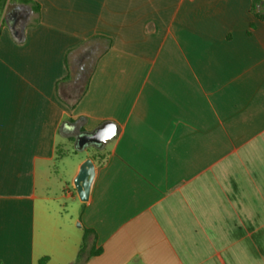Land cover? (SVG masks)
<instances>
[{
	"label": "crops",
	"instance_id": "0c3cea01",
	"mask_svg": "<svg viewBox=\"0 0 264 264\" xmlns=\"http://www.w3.org/2000/svg\"><path fill=\"white\" fill-rule=\"evenodd\" d=\"M252 5L7 0L0 264H264V20ZM90 61L67 102L71 64ZM108 123L118 134L97 148L107 160L94 161L89 201L74 187L89 153L54 194L60 138L77 145Z\"/></svg>",
	"mask_w": 264,
	"mask_h": 264
},
{
	"label": "rangeland",
	"instance_id": "374dc122",
	"mask_svg": "<svg viewBox=\"0 0 264 264\" xmlns=\"http://www.w3.org/2000/svg\"><path fill=\"white\" fill-rule=\"evenodd\" d=\"M88 65L89 67L88 69H86L85 67H80L79 62L71 64V78L69 80V84L71 85L62 92V96L67 102H74L75 98H72V95H77V92L73 90L81 88L82 85L86 83L87 74L91 70L93 61H90ZM112 142L113 140L108 142V144H106L105 146H107L108 148ZM60 144L61 155L68 154V157L60 159L56 165V168L54 169L57 172L58 180H54L52 187L53 193H57L58 196H61L63 194V186L67 181H70L69 173H72L75 170L79 160L87 156L88 153L92 154V152L96 150V147L92 145L85 148V150L79 149L74 144H67V142L63 141L62 138H60ZM54 206L57 210L61 212L67 211L70 215H76L77 213L75 207L77 205H73V201H67L66 199H62L61 197H59V200Z\"/></svg>",
	"mask_w": 264,
	"mask_h": 264
},
{
	"label": "water",
	"instance_id": "95a60500",
	"mask_svg": "<svg viewBox=\"0 0 264 264\" xmlns=\"http://www.w3.org/2000/svg\"><path fill=\"white\" fill-rule=\"evenodd\" d=\"M118 134L117 126L108 123L90 134H82L77 138V148L85 149L92 145L101 148L114 140ZM96 175V165L92 158H88L81 165L77 176L74 179V187L78 197L83 203H87L90 199L93 181Z\"/></svg>",
	"mask_w": 264,
	"mask_h": 264
},
{
	"label": "trees",
	"instance_id": "16d2710c",
	"mask_svg": "<svg viewBox=\"0 0 264 264\" xmlns=\"http://www.w3.org/2000/svg\"><path fill=\"white\" fill-rule=\"evenodd\" d=\"M6 5H7V0H0V13H2L4 11ZM263 7H264L263 0H253L252 12L255 15V17H257L260 20H264V14L261 13V10ZM91 158L93 159V161L98 162L99 164H103L107 160V157H105V155L98 154L97 148H96V150L93 151ZM85 233L88 234L90 232L88 230H86ZM83 251H84V244L81 247L80 257H82ZM99 252L100 251H95V252H93L92 255L99 254Z\"/></svg>",
	"mask_w": 264,
	"mask_h": 264
},
{
	"label": "flooded vegetation",
	"instance_id": "af4514ba",
	"mask_svg": "<svg viewBox=\"0 0 264 264\" xmlns=\"http://www.w3.org/2000/svg\"><path fill=\"white\" fill-rule=\"evenodd\" d=\"M24 18H25V12L19 11L17 13L10 15L9 19H11L12 22H15V21H22Z\"/></svg>",
	"mask_w": 264,
	"mask_h": 264
}]
</instances>
